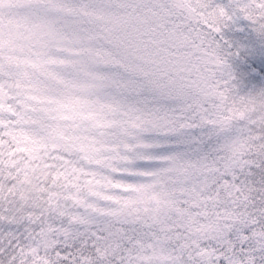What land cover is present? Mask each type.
I'll return each mask as SVG.
<instances>
[{
    "label": "snow or ice",
    "instance_id": "obj_1",
    "mask_svg": "<svg viewBox=\"0 0 264 264\" xmlns=\"http://www.w3.org/2000/svg\"><path fill=\"white\" fill-rule=\"evenodd\" d=\"M230 7L0 0V264H35L19 221L46 209L92 221L46 264H264V88L240 94L213 36L240 16L264 34V0ZM213 142L258 159L225 181L251 223L209 247L153 225L184 210L187 157Z\"/></svg>",
    "mask_w": 264,
    "mask_h": 264
},
{
    "label": "clouds",
    "instance_id": "obj_2",
    "mask_svg": "<svg viewBox=\"0 0 264 264\" xmlns=\"http://www.w3.org/2000/svg\"><path fill=\"white\" fill-rule=\"evenodd\" d=\"M237 146L239 151L233 152L231 148L223 147L222 142H213L210 148L190 154L187 160L195 167L189 169L188 179L183 185V199L187 201L184 210L167 213V219L153 227L170 228L173 224L182 226L190 238L211 247L222 246L230 234L240 232L250 224L252 218L242 215L241 209H247L251 200L237 201V188L229 186L225 181L234 176L245 177L250 164L258 157L247 147ZM43 215V220L35 214L26 218L38 225L39 231L35 235L31 230L24 231L26 226L31 227L25 219L19 221L18 231L31 249L30 255L35 257V264H46L41 253L50 254L59 242L73 243L80 232L78 226L92 222L82 220L80 214L76 213L75 219L69 220L68 227H59L53 223L54 219L61 218L54 215V209L52 212L44 210Z\"/></svg>",
    "mask_w": 264,
    "mask_h": 264
},
{
    "label": "trees",
    "instance_id": "obj_3",
    "mask_svg": "<svg viewBox=\"0 0 264 264\" xmlns=\"http://www.w3.org/2000/svg\"><path fill=\"white\" fill-rule=\"evenodd\" d=\"M220 4V0H215ZM229 5L225 7L226 10L232 11L230 7L232 0H227ZM223 6V5H221ZM230 11V12H231ZM231 14V13H229ZM214 40L220 46V51H224L223 54L227 56L228 62L232 65L233 70L237 73V86L239 88L241 95H246L250 92L258 91L261 88H264V73H259L258 69L254 67L256 65L252 62L244 52L242 43L241 34L235 35L230 30H225L221 27L219 33H214ZM240 40L241 42H239ZM239 53V55H237ZM243 69H251L252 73L255 75V78H251L249 75H242ZM204 149L210 148L211 144H206L202 146ZM257 172V175L253 178L257 183L260 181L261 176L258 173V170L254 169Z\"/></svg>",
    "mask_w": 264,
    "mask_h": 264
},
{
    "label": "rangeland",
    "instance_id": "obj_4",
    "mask_svg": "<svg viewBox=\"0 0 264 264\" xmlns=\"http://www.w3.org/2000/svg\"><path fill=\"white\" fill-rule=\"evenodd\" d=\"M220 1L219 4L217 1L211 0V4L213 7L216 5L228 7L229 3L227 0ZM230 11L228 10V12L232 14V11ZM222 27L225 30H230L235 35L241 34L239 38L242 37L241 44L245 47L244 52L248 58L255 64H264V34L256 31L258 25L240 16L235 22L229 21ZM238 41L241 42L240 40ZM223 52L224 51H221V54H223Z\"/></svg>",
    "mask_w": 264,
    "mask_h": 264
}]
</instances>
